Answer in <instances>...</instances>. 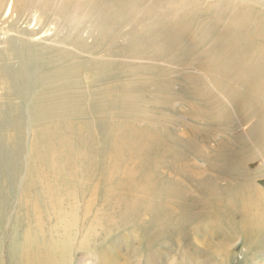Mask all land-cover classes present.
<instances>
[{"label":"rangeland","instance_id":"374dc122","mask_svg":"<svg viewBox=\"0 0 264 264\" xmlns=\"http://www.w3.org/2000/svg\"><path fill=\"white\" fill-rule=\"evenodd\" d=\"M0 1V264L18 260L23 231L50 242L54 226L71 241L63 263L101 264L96 256L107 247L103 264H136L139 225L155 215L153 206L126 204L136 186L152 205L161 204L157 199L167 197L171 174L179 189L177 208L183 201L207 211L203 205L226 198L219 186L264 181V139L250 128L264 111V95L235 103L227 96L228 89L241 87L236 78L220 87L205 68L236 8L264 29V6L248 0H225L227 8L218 0H138L133 21L124 16L97 39L90 22L56 26L54 14L38 21L35 6L17 20L9 0ZM221 11L215 32L206 36L205 26ZM174 17L178 28L166 32ZM153 23L155 30L143 34L145 45L137 46L130 30L145 31ZM173 36L177 40L161 51ZM252 38L264 47V33ZM21 48L30 58L17 71L22 55L12 52ZM152 179L157 197L144 193ZM219 211L210 215L221 223L220 239L216 231L190 236L185 261L176 264H253L243 261L244 238L225 237L231 230ZM35 215L41 216L42 233ZM60 218L70 226L63 230ZM155 219L151 225L171 229L161 216Z\"/></svg>","mask_w":264,"mask_h":264},{"label":"bare ground","instance_id":"6f19581e","mask_svg":"<svg viewBox=\"0 0 264 264\" xmlns=\"http://www.w3.org/2000/svg\"><path fill=\"white\" fill-rule=\"evenodd\" d=\"M9 1H6L9 4L7 9L8 11L13 9L14 12L16 11L15 17L17 20L22 18L23 11L29 6H35L40 12L38 21H43V18L47 14H54L56 26H61L64 21H68L72 26H84L86 22H90V31L97 32L95 36L97 39H103L116 27L117 23L124 16H127L126 21L128 19L133 21L134 14L138 12L133 8L139 2L138 0H14V3L11 5ZM239 1L244 2L246 0ZM249 1L256 7L258 4L264 6V0ZM217 2L221 5L220 7H226L225 5H228L225 0H218ZM235 2L237 5L239 4L238 0ZM70 6L72 7L70 8ZM255 6L251 8L255 9ZM130 10H132L131 13H129ZM241 10L242 8H236V13L224 22L223 29L215 39L216 50L209 58L205 68L215 74L214 81L220 87H225L230 76H234L236 81L241 84V87L238 90L228 89L227 97L235 103L245 104L255 97L260 98L264 95V47H260L255 42H252L254 41L252 36L261 35V33H264V29H262L261 24L256 22L257 19H252L249 12L242 13ZM222 17L223 12L221 11L216 14L211 23L205 26L206 32L204 34L206 36L215 32L216 26ZM173 21H170L169 27L165 29L166 32L173 31L175 26L178 28L179 19L174 17ZM16 23L17 21L11 22V26ZM155 26L157 24L154 23L153 25H148L144 27L145 31L139 29L130 30L129 37L131 40L134 38L137 46L140 42L144 46L143 34L155 30ZM176 36H173V41L171 40V43L165 44L161 51L166 48L169 49V46L177 40ZM9 41L10 38L8 37L6 43ZM27 49L21 48L20 53L12 52L17 57L22 55V62L19 64L17 71L24 68L28 63L30 57L29 54L27 56L25 51ZM187 51L191 52L189 47H187ZM18 83L19 81L15 80V87L18 86ZM250 128L251 133L252 131L254 132V136L259 139H264V111L257 116ZM134 141H132V144ZM64 149L65 151L68 149L67 145H64ZM221 158L223 160L225 159L224 157ZM169 176L171 181H166L164 193H167V197L157 199L161 204L155 205L154 203L152 205L151 198L144 199L141 196L142 189L138 186L135 189V197L127 199L126 204L132 203V205H140L142 203L141 209L151 208L153 206L152 209H154L153 213L155 214L150 218L148 223L139 225L138 243L135 248V253L137 254L136 264H165L167 257L171 259L170 264H176L177 262L184 263L187 251H185L183 245L192 242L189 238L190 236L196 237L199 236V233L205 231L209 233L216 231L220 239L218 226L221 223L212 220L210 215V212H216V208L220 210L219 213L224 212L227 217L226 219L231 230L225 234V237L229 239L228 241L234 242V236L238 239L244 238L243 248L247 252L243 261H252L254 264L255 259L259 257L264 259V181H258L255 184L245 182L242 184L228 185L225 183L219 187H222V191L226 192V198L212 204L211 207H209V204L203 205L202 207L208 208L207 211L206 209H200L206 211L202 212L200 210H194L191 205L183 201L180 207L177 208L175 204H178L176 200H178L179 189L173 182V176L171 174ZM156 183L154 180H149L148 184L150 187L145 189L144 193L157 197L159 185H156ZM156 216H161L167 220L171 229H164L163 226L160 227L161 224L151 225V222ZM233 217L237 219H233ZM34 219L37 224L36 230L38 233H42L43 225L41 216L35 215ZM231 220H234V222ZM59 222L63 225V230L70 226L66 218H60ZM49 230L50 242H46L45 238L40 242L39 235L30 237L31 233L28 230L24 237L23 231L22 239L24 238V243L21 242L17 245L16 254L18 260L13 264H66L63 262L66 256H68L71 247L68 234L66 231L61 233L58 226H54ZM238 233H241L244 237ZM122 235L123 233H120L114 240L120 238ZM166 248H169L168 253L170 255L167 257H165L166 254L163 251ZM101 250L102 252L100 254L98 253L96 258L97 262L100 261L103 264L102 260L105 259L108 248L103 247ZM196 250L191 252L193 254L200 253L199 250L197 252Z\"/></svg>","mask_w":264,"mask_h":264}]
</instances>
